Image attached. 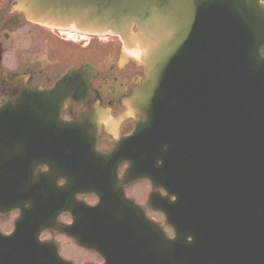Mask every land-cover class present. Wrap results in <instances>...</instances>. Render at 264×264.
I'll return each instance as SVG.
<instances>
[{
  "label": "water",
  "instance_id": "obj_1",
  "mask_svg": "<svg viewBox=\"0 0 264 264\" xmlns=\"http://www.w3.org/2000/svg\"><path fill=\"white\" fill-rule=\"evenodd\" d=\"M17 7L36 24L110 34L126 50L141 51L148 83L133 95L138 106L153 99L149 93L158 80V62L165 65L168 53L176 56L182 44H191L195 51L190 65L202 74L197 89L208 86L225 94L228 106H240V98L249 108L242 128L228 136L238 141H228L224 154H215L204 193L182 170V153L175 152L171 163L179 166L178 179L185 186L180 185L176 203H164L170 205L166 218L182 249L191 251L197 241L215 240L210 242L215 251L188 254L195 264H264V10L257 0H17ZM257 92L256 104L251 96ZM242 136L247 140L236 138ZM188 234H195L192 245L184 244Z\"/></svg>",
  "mask_w": 264,
  "mask_h": 264
},
{
  "label": "flooded vegetation",
  "instance_id": "obj_2",
  "mask_svg": "<svg viewBox=\"0 0 264 264\" xmlns=\"http://www.w3.org/2000/svg\"><path fill=\"white\" fill-rule=\"evenodd\" d=\"M11 0H0V53H1V68L2 69H9L8 62L5 59L13 54L12 58V65L11 70L20 73L25 74L27 77H29L30 85L31 86H42L45 88H50L52 86V83L59 75H52L51 72V54H52V47L51 44H59V47L61 48L60 56L65 57L67 55L68 50V44H73L68 42L65 38H60L57 35H53L49 30L39 28L32 26L28 23H26L20 15L17 13H11L9 12V6H10ZM77 44H83L81 42ZM95 44V43H90ZM115 44V43H113ZM81 47V46H80ZM20 51H26L28 57L23 58L19 57ZM76 53H78V50H76ZM107 53L110 56H116L118 53V47L116 45H109L107 47ZM109 70H114L117 73V68L113 67ZM108 73H104L100 79L96 80L93 85L96 86L98 89H104L105 94H107L108 99L112 98L113 96L119 95L127 89V87L131 83H140L143 80L142 72L139 70L134 64L129 63L127 67L124 69V72L122 75L119 76V79L114 78L112 80V84H109L108 81H106V78L108 77ZM66 111L65 113L69 112L70 106L69 104L66 105ZM86 108L84 106H79L76 109H71L72 113H76L78 111H84ZM113 114H117L118 108L113 107ZM130 123H125L121 126L119 130V135H123L127 133L130 130ZM18 134L21 132L18 130ZM27 138L25 136H18V141H23ZM51 137H45V141H51ZM112 144V141L110 139V136L103 132L101 135V142H100V148L106 149L109 148ZM41 147L38 148V151H41ZM47 150V154L51 155V148H44ZM21 159H23V162L20 163L19 161H16V164L21 165L24 167V161L27 159V156L21 155ZM39 166V165H37ZM124 168L119 169V173L123 174ZM27 169L23 168V172H26ZM47 169H38V172H46ZM62 174V169H60ZM63 172L66 176V180L59 181L57 183L60 187H67V175H78L82 172L81 169H67L63 168ZM34 174V171L32 172ZM14 190L19 189V185H16ZM127 194L128 196H134L136 197L137 201L139 203H143L147 194H148V187L144 182H136L133 184H130L127 186ZM67 196V194H65ZM139 197H142V200L139 199ZM80 198V197H76ZM88 204H93L95 202V199L92 197L85 198L84 199ZM55 217L57 218V221L62 224H69L71 222V216L67 214L66 211H55L54 212ZM21 218H20V211L19 209H15L11 212H8L6 214L2 213L0 215V236L4 238L10 237L12 234H14V238L17 239V233H13L15 229H17L18 225L20 224ZM29 223L30 220L28 219ZM28 230H34V226L30 227L28 224ZM32 238L35 236L34 232H28L24 235L19 236L22 239L26 238ZM39 238L41 241H56L60 248V253L62 254V251L67 256V252L69 250L78 252L79 249L68 239L64 238L63 236L58 235L55 232H49V233H42L39 235ZM11 241H8L6 244L3 242H0V251L4 250L6 247L7 249L11 248ZM15 242L12 243V246ZM17 245V244H16ZM25 248V247H24ZM24 253L30 254L29 249H24ZM63 249V250H62ZM10 251L11 253H17L19 250H5V252ZM63 255V254H62ZM63 257L66 259V257L63 255Z\"/></svg>",
  "mask_w": 264,
  "mask_h": 264
},
{
  "label": "bare ground",
  "instance_id": "obj_3",
  "mask_svg": "<svg viewBox=\"0 0 264 264\" xmlns=\"http://www.w3.org/2000/svg\"><path fill=\"white\" fill-rule=\"evenodd\" d=\"M168 55H169V53L167 54L166 57H164L163 61L166 62V64L169 66V68L173 69V72L170 74V76H174V78L179 79L178 80V84L181 86L183 81H184V79H183L184 75H179V74L184 71L185 67L178 65V63L176 61H174L173 64L171 65L170 64V60L174 57V54L172 56H169V57H168ZM163 64L164 63L163 62L160 63V61L157 64L158 68L160 70V73H159L160 76H163L165 74V72H166V71L161 72ZM193 85H194L195 88H197L199 84L195 83ZM155 101H156V98H155ZM85 154L89 155L87 150H86ZM142 159L143 160H147V161H152L151 157H149V158L148 157H143ZM109 235L113 236V233H109Z\"/></svg>",
  "mask_w": 264,
  "mask_h": 264
},
{
  "label": "rangeland",
  "instance_id": "obj_4",
  "mask_svg": "<svg viewBox=\"0 0 264 264\" xmlns=\"http://www.w3.org/2000/svg\"><path fill=\"white\" fill-rule=\"evenodd\" d=\"M102 44H103L102 46H104L105 42H103ZM54 46L55 45L52 44V50H54ZM102 46L99 47V45L91 44L88 49H86L85 51H80L79 53H76V54L67 51L66 58H68V59L71 58V62H73V63H78L80 61H84L87 58L93 59V54L95 53V51L101 49ZM54 52L57 54V50H54Z\"/></svg>",
  "mask_w": 264,
  "mask_h": 264
}]
</instances>
